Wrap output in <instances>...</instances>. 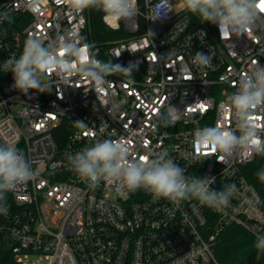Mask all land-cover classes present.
Segmentation results:
<instances>
[{"label":"built area","instance_id":"obj_1","mask_svg":"<svg viewBox=\"0 0 264 264\" xmlns=\"http://www.w3.org/2000/svg\"><path fill=\"white\" fill-rule=\"evenodd\" d=\"M164 2L134 0V15L119 20L104 13L105 25L126 37L99 46L89 36L87 8L78 12L70 0H36L35 9L30 0H0V19L10 17L0 22V144L22 151L37 172L0 201L7 206L0 264H220L215 245L226 228L264 237L261 196L243 174L260 154L239 147L225 155L195 144L205 127L241 134L228 97L256 62L264 66V11L251 31L221 39L217 26L196 25L186 8L177 11L180 0H166L157 18ZM68 32L84 38L93 59L130 67L131 75H107L97 85L80 75L61 81L53 72L50 93L14 89L4 61L18 58L29 37L47 46ZM197 52L212 55L211 66L193 63ZM172 109L176 118L168 123ZM254 119L264 143V105ZM105 139L126 143L129 160L166 151L185 175L214 177L213 189L235 185L230 203H177L111 179L91 187L68 156Z\"/></svg>","mask_w":264,"mask_h":264},{"label":"clouds","instance_id":"obj_2","mask_svg":"<svg viewBox=\"0 0 264 264\" xmlns=\"http://www.w3.org/2000/svg\"><path fill=\"white\" fill-rule=\"evenodd\" d=\"M187 11L198 15L203 22L217 26L221 39L232 34L242 36L251 31L261 10L260 0H184ZM29 6L36 8V0H30ZM70 6L76 11L88 7H97L106 13V17L119 20L134 15V0H70ZM161 8H167L166 0L157 6L156 15L160 17ZM2 20H10L5 13ZM84 38L77 32L58 35L49 41L47 46L41 38L29 37L24 44L21 55L10 57L3 63V71L13 77L12 87L24 95L31 91L50 93L53 83L50 74L55 72L61 81L80 75L82 78L104 83V77L115 73L130 76V67L120 64L102 63L90 55V45L81 44ZM212 55L197 52L193 63L200 66H211ZM156 57L153 55V60ZM251 75L241 78L239 89L228 97V102L237 118L240 135L216 127L198 129L195 133V144L199 147H211L225 155H231L239 147H248L257 154L264 155V143L258 136V126L254 111L264 105V66L259 65ZM75 65V67H73ZM167 122L176 118V109L169 112ZM84 127L82 121H77ZM128 146L120 140L105 139L68 156L71 169L91 187L98 186L104 179H111L121 188L128 191L144 189L156 198H164L179 203L182 200L195 199L202 205L221 209L230 203L235 185H228L223 190L210 186L214 177H196L185 175L186 169L178 166L167 152L159 153L155 158L145 156L136 160L128 159ZM224 157L222 156L221 159ZM259 178L264 181V169ZM37 172L32 169L23 152L9 143L0 144V201H5L7 192L16 191L29 180H34ZM0 212H7L6 204H0ZM256 247L264 249V237L258 236Z\"/></svg>","mask_w":264,"mask_h":264},{"label":"trees","instance_id":"obj_3","mask_svg":"<svg viewBox=\"0 0 264 264\" xmlns=\"http://www.w3.org/2000/svg\"><path fill=\"white\" fill-rule=\"evenodd\" d=\"M87 13L89 36L94 44L101 46L126 37L122 30H111L105 25L102 10L88 7ZM189 13L194 24L201 22L198 15ZM262 169H264V155L258 156L245 167L243 174L258 190L261 196L260 205L264 211V181L258 175ZM256 243L257 239L242 228L228 227L215 245V255L220 264H264V249H258Z\"/></svg>","mask_w":264,"mask_h":264},{"label":"rangeland","instance_id":"obj_4","mask_svg":"<svg viewBox=\"0 0 264 264\" xmlns=\"http://www.w3.org/2000/svg\"><path fill=\"white\" fill-rule=\"evenodd\" d=\"M184 8H185V4H184V2L182 0H180V2L176 6V9H177V11H181Z\"/></svg>","mask_w":264,"mask_h":264},{"label":"snow or ice","instance_id":"obj_5","mask_svg":"<svg viewBox=\"0 0 264 264\" xmlns=\"http://www.w3.org/2000/svg\"><path fill=\"white\" fill-rule=\"evenodd\" d=\"M261 10L264 11V0H261Z\"/></svg>","mask_w":264,"mask_h":264}]
</instances>
